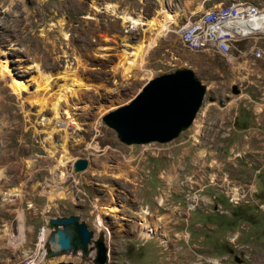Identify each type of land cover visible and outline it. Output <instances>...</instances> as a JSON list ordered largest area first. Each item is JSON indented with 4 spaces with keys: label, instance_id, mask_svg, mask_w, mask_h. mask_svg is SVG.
<instances>
[{
    "label": "rangeland",
    "instance_id": "rangeland-1",
    "mask_svg": "<svg viewBox=\"0 0 264 264\" xmlns=\"http://www.w3.org/2000/svg\"><path fill=\"white\" fill-rule=\"evenodd\" d=\"M183 1L0 0V59L13 77L29 84L28 92L18 97L7 79H0V264H19L36 250L48 219L69 215H77L93 239L99 237L92 225L98 217L111 264L216 263L226 250L213 235L186 229L190 221L197 227L216 223V216L204 214L210 209L205 200L212 199L214 190L223 192V211L230 212L231 203L225 201L233 196L243 213L240 247L227 263L264 264V61L248 51L233 62L213 51H192L174 33L197 15L185 13ZM165 2L177 12V25L135 61L129 76L123 75L124 58L134 60L129 52L148 43L155 32L147 25L131 29L120 16L145 22L160 18ZM106 4H113L118 16L104 12ZM34 63L53 78L50 90L41 92L46 97L42 108L31 103L41 93L29 94L36 87L29 81ZM177 69L191 70L205 87L190 127L162 144L118 141L101 121L103 115L127 105L148 80ZM72 77L82 83L61 104L70 115L57 120L70 137L62 158L64 132L56 128L50 106L60 85L71 84ZM78 158L87 167L74 173L72 163ZM62 160L65 177L60 181L56 168ZM231 169L237 173L232 183L224 180ZM189 176L192 187L206 185L187 204ZM114 203L120 211L106 215L105 207ZM203 235L206 245L213 243L212 253L194 252L203 245L198 242ZM91 255L88 247L82 259L66 253L49 256L44 264H90ZM233 256L241 262L233 263Z\"/></svg>",
    "mask_w": 264,
    "mask_h": 264
},
{
    "label": "water",
    "instance_id": "water-1",
    "mask_svg": "<svg viewBox=\"0 0 264 264\" xmlns=\"http://www.w3.org/2000/svg\"><path fill=\"white\" fill-rule=\"evenodd\" d=\"M204 93L205 87L195 79L191 70L177 69L148 80L127 105L103 115L101 121L125 145L166 143L191 125ZM86 167L87 161L82 158L72 163L74 173ZM47 224L51 228L46 240L49 256L70 251L86 253L92 232L77 215L51 217ZM92 243L95 250L93 264H104L106 248L103 241L96 239Z\"/></svg>",
    "mask_w": 264,
    "mask_h": 264
},
{
    "label": "built area",
    "instance_id": "built-area-1",
    "mask_svg": "<svg viewBox=\"0 0 264 264\" xmlns=\"http://www.w3.org/2000/svg\"><path fill=\"white\" fill-rule=\"evenodd\" d=\"M213 9H216L215 17L206 16V11H204L191 17V23L187 27L176 26L174 33L187 35L188 41L195 45L215 47L219 50V56L227 62L242 58L245 56V51H253V56L264 58V3L257 5L247 1H235L223 4V6L213 5ZM61 125L57 122L55 126L60 128ZM232 198L226 199L227 202L236 201ZM235 198L238 200L237 197ZM92 225L93 230L95 228L99 237L105 242L106 237L101 232L97 216ZM50 232L51 228L42 225L41 239L38 242L37 264H44L48 260L46 240ZM88 247L92 248V255L88 260V263L92 264L93 244L90 243ZM39 250L42 252L41 256H39ZM70 253H73L77 260L83 257L80 251Z\"/></svg>",
    "mask_w": 264,
    "mask_h": 264
},
{
    "label": "bare ground",
    "instance_id": "bare-ground-1",
    "mask_svg": "<svg viewBox=\"0 0 264 264\" xmlns=\"http://www.w3.org/2000/svg\"><path fill=\"white\" fill-rule=\"evenodd\" d=\"M163 4H164V7H162V9L159 11V13L161 14V17L160 18H153L151 20H148L147 22H145L144 20L140 19L139 17L138 18H133L132 16L127 15V14H124V15L120 16L122 22H126V23H129L131 25V29H135V28H138V27H142L143 25H147L149 27L148 29L150 31L152 30L153 32H155V37L151 38V40L148 41V43L141 42V43H139L137 45L136 51L129 52V55L131 54L132 56L135 57L134 60L131 61V60H128L127 58H124V61L120 65V68H121V70L123 72V75L129 76L131 71H132V67L135 65V61L137 59H142L143 55L145 54V52H146V50L148 48L156 46L158 40L161 39V38L163 39V37H165L166 34L171 30L170 29L171 25H177V20H176L177 12L170 11L167 8L168 7L167 5L169 3L165 2ZM92 5H93V8L96 7L94 4H92ZM214 6H216V4ZM218 6H223V4H220ZM103 10H104V12L109 13L110 15L118 16L117 11L115 9V6L113 4H106L103 7ZM206 16L215 17L216 16V9H213V7L211 9H208L206 11ZM190 23H191V21L190 22H186L185 24H183V25H181L179 27H187ZM178 35H180V37L183 39V41H185L191 49H195V50H192V51L199 52V51H197V49H203L204 51H213V52H216V53L219 54V50L216 49L215 47H210V46H207V45L198 46V45H195V44L189 42L187 35H185V34H177V36ZM248 52L252 55V57L254 59L264 61V58H262L260 56H253V51H248ZM0 54H1V52H0ZM245 56H246V51H245ZM174 59H177V58H174ZM30 68H32L34 70L35 74L31 75L29 81L31 79H33V81H35L36 87L29 94H33L34 96L35 95L37 96L38 93H41V92H46L47 93L50 90V82L53 79L52 76H50L49 74L48 75L42 74L41 68L39 67V65L37 63L32 64L31 67L29 66V69ZM61 73L65 74V72H61ZM70 74H71L70 72L67 73V75H70ZM67 77L66 76H62V78H64V79H70V78H67ZM0 79L1 80L7 79L8 87L15 94H17L18 97H22L23 93H27L28 92L27 86L29 84L27 85V83H26V82H28V80H21V79H17L15 77H13L10 74V71L7 68L6 60H1V59H0ZM72 79H73L74 82L72 81L71 84H69V85L66 84L65 86L64 85H60L59 90H57L58 92H57V96L54 99L55 101L53 103H51V106H50V108H51V110L53 112L52 120H56L57 121L59 119V120L62 121V119H60L62 117V115H65V117L68 116L67 119L70 117L69 112H67L64 109H62L61 104L67 103V98H69L68 96L69 95H71V96L74 95L75 91L78 90V88L80 87V85L82 83V82H79L80 80H78V78L74 79L72 77ZM74 86H77L78 88L76 89V88H74ZM43 94L44 93H41V96H39L37 101L31 100L32 101L31 103H34L35 105L40 104L41 108L44 107L46 105V101H45L46 97H45V94L44 95ZM41 110H43V109H41ZM256 112H260L259 107L256 108ZM61 130L64 132V135H63L64 140H63L61 146H59V148H60L59 150L64 153L62 155V158H65L64 156L67 154V151L64 148V143L66 141H68L70 137L65 133L66 130H64V128L61 129ZM58 164H59L58 168H56V170L58 171V180L62 181V179H64V177H65V172L64 171H60V169H62V167H63V160L60 161ZM129 165H130V163H129ZM50 187H51V185H50ZM50 191H49V193H51ZM52 192H54V190ZM104 210H106V212H105L106 215H114V216H115V214L117 212L120 211V210H118V207L115 205V203L106 206ZM142 214H144V213H142ZM97 219H98V217H97ZM99 224H100V222H99ZM41 233H42V230H41ZM41 233H40V239H41ZM104 245L106 247V254H105L106 255V259H105V263L104 264H111L108 261V259H110V258H109L108 248H107L105 242H104ZM41 254H42V252H41V250H39V256H41ZM37 259H38V245L36 246V250L31 252V253H29L28 256L25 257L19 264H37Z\"/></svg>",
    "mask_w": 264,
    "mask_h": 264
},
{
    "label": "flooded vegetation",
    "instance_id": "flooded-vegetation-1",
    "mask_svg": "<svg viewBox=\"0 0 264 264\" xmlns=\"http://www.w3.org/2000/svg\"><path fill=\"white\" fill-rule=\"evenodd\" d=\"M93 20V19H92ZM97 36H100L99 34ZM93 41V40H92ZM112 42V40H111ZM234 150H232L233 152ZM234 157L239 158V154H233ZM229 160V158H227ZM202 168H204V166H201ZM205 167H211L210 164H207ZM224 166H221V169ZM233 169L236 168L235 165H232ZM221 169L219 171H221ZM233 169H231L233 171ZM200 170V169H199ZM207 171V170H206ZM237 173H235L233 171V174H227L226 178L224 179L225 181H229V182H233L235 181V177H236ZM189 176V182L188 184L185 185L186 187V192L187 194L185 195V200L188 202H192L193 200V195L194 193H199L203 191V189L205 188V185L201 186V188H194L191 186L192 181L190 180ZM205 178V177H204ZM229 179V180H228ZM207 181V180H205ZM203 182V181H202ZM211 183H213L212 181H210ZM237 182V181H236ZM197 189V190H195ZM194 190V191H193ZM223 195L222 190H217V191H213V194L211 196V200L206 201V205L209 206L208 207V211L205 212L204 214H210V215H214L216 216V223H207L204 225L199 224V226H191V221L189 223V225L186 226V229L188 231L189 234H191L193 232V230H197V228H201V230L203 231H208L209 233H211L213 235L214 240L217 242V244L219 246H222V248H224L226 250L224 257H220L221 260H223V262L227 263V259H230L228 256L231 252H233V249H239L240 245H238L239 242V238L241 235V226H240V221L243 217V213H239V206L236 202H234L233 204H229L228 207H230V212L228 211H223V207L221 205L222 201V196ZM211 195V194H210ZM220 196V197H219ZM201 201L204 202V200L202 199ZM227 203V200L225 201ZM188 207V206H187ZM190 207V206H189ZM243 211V210H242ZM238 212V214H237ZM189 220V219H188ZM244 221V220H243ZM189 222V221H187ZM250 226V224H249ZM223 227H225V229H223ZM243 230H245V228H242ZM243 232V231H242ZM249 232V230H248ZM254 237V236H253ZM252 237V238H253ZM250 238V243H252V241L254 239ZM206 236L203 235V237L201 238L200 241H198L199 243L203 244L201 246H197L194 248V252H199V253H212L213 251H215V247L213 246V243L206 245ZM231 261L233 263H240L241 261H239V259H237L236 257H232ZM230 263V262H228Z\"/></svg>",
    "mask_w": 264,
    "mask_h": 264
},
{
    "label": "crops",
    "instance_id": "crops-1",
    "mask_svg": "<svg viewBox=\"0 0 264 264\" xmlns=\"http://www.w3.org/2000/svg\"><path fill=\"white\" fill-rule=\"evenodd\" d=\"M235 1H246V0H184L182 8L185 13H193V14H201L204 11H207L208 9H211L213 5L216 4V6L220 4H229L231 2ZM263 3V2H262ZM262 3H256L257 5H260ZM180 4V5H181ZM255 4V3H252ZM225 255L217 256V262L213 263L211 260H204L205 264H225L223 260L220 259V257H224ZM213 260V259H212ZM229 264V263H226Z\"/></svg>",
    "mask_w": 264,
    "mask_h": 264
},
{
    "label": "clouds",
    "instance_id": "clouds-1",
    "mask_svg": "<svg viewBox=\"0 0 264 264\" xmlns=\"http://www.w3.org/2000/svg\"><path fill=\"white\" fill-rule=\"evenodd\" d=\"M154 12H155V11H154ZM189 127H190V126H189ZM88 231H89V230H88ZM91 232H92V231H91ZM96 239H101V238L98 237V238H96ZM96 239H93V232H92V238H91V240H90V243H92V242L95 241ZM101 240H102V239H101ZM90 243H89V244H90ZM103 243H104V242H103ZM89 244H88V245H89ZM92 244H93V243H92ZM87 248H88V246H87ZM93 248H94V245H93ZM105 248H106V247H105ZM70 252H71V251H70ZM70 252H69V253H70ZM73 252H75V251H73ZM94 256H95V250H94ZM48 257H49V254H48V248H47V258H48ZM50 257H51V256H50ZM48 259H49V258H48ZM93 259H94V258H93ZM92 264H93V260H92Z\"/></svg>",
    "mask_w": 264,
    "mask_h": 264
}]
</instances>
